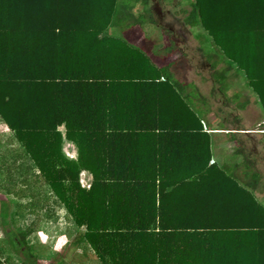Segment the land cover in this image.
Wrapping results in <instances>:
<instances>
[{"label": "trees", "instance_id": "1", "mask_svg": "<svg viewBox=\"0 0 264 264\" xmlns=\"http://www.w3.org/2000/svg\"><path fill=\"white\" fill-rule=\"evenodd\" d=\"M184 2L182 24L197 32L198 52L211 68L225 66L213 73L219 92L226 95L229 79L242 77L264 112V0ZM153 6L152 0H0V124L18 144L8 151L7 173L16 168L23 185L29 175L42 179L77 227L73 244L97 264H264V206L237 185L243 211L206 204L195 225H155L156 211L147 223L113 202V189L143 177L132 163L114 162L126 139L195 141L207 150L212 136L207 101L175 77L174 61L158 67L112 33L155 25ZM240 96L227 100L238 103ZM216 122L222 130L226 119ZM65 141L76 147L75 160L64 153ZM82 171L92 175L88 191L81 189ZM161 180L153 175L151 183ZM7 214L2 203L0 264H13L14 256L19 264H54L26 242L30 229L5 228Z\"/></svg>", "mask_w": 264, "mask_h": 264}, {"label": "rangeland", "instance_id": "2", "mask_svg": "<svg viewBox=\"0 0 264 264\" xmlns=\"http://www.w3.org/2000/svg\"><path fill=\"white\" fill-rule=\"evenodd\" d=\"M152 1L155 7L153 12L155 25L145 24L122 32L114 29L112 33L145 51L158 67L174 61L172 72L175 77L184 84L191 85L188 91L194 90L210 103V120L217 117L222 119L226 117L228 121H233L234 117L240 118L242 128L249 132L247 136L260 138L263 135L260 129L263 127L261 123L264 115L256 95L244 85L242 77L238 79L233 76L228 81L230 86L226 89V95L219 92L220 85L214 80L213 73L225 66L220 63L214 69L211 68V64H208L198 52L200 43L195 38L197 32L187 29L182 24L185 15L183 10L189 9L188 4L184 0ZM170 45H174L176 50L170 49L168 52L166 48ZM234 93L241 94L238 103L246 102L243 109L237 110L235 106L238 103L227 100L232 98ZM59 130L64 135V127H60ZM0 145L2 160H5V164L0 161V213H2V203L7 204L8 207V214L4 220L5 228H12L13 231L19 232L30 229L31 233L26 242L35 251L37 250V253H42L40 257L42 261L54 264L56 262H59L58 264H97L93 254L83 255L73 244L77 227L64 205L48 194L42 179L39 176L29 175L27 176L28 184L23 185L20 182L22 179L19 176L20 171L18 172L15 168L7 173L11 163L8 151L16 149L18 144L3 124H0ZM65 149L69 157L73 155L69 148L65 147ZM19 162L21 163L22 160L17 163ZM14 167L11 166V168ZM10 172L12 179L9 178ZM84 182L82 177V185ZM1 222L0 218V242L4 240ZM13 264H19V256H14Z\"/></svg>", "mask_w": 264, "mask_h": 264}, {"label": "crops", "instance_id": "3", "mask_svg": "<svg viewBox=\"0 0 264 264\" xmlns=\"http://www.w3.org/2000/svg\"><path fill=\"white\" fill-rule=\"evenodd\" d=\"M207 104V119L213 129L209 132L212 136L208 140L207 150H203L195 141L180 143L178 139L124 141L126 145H122L121 152L119 149L118 156H121L114 162L123 161L124 165L130 162L136 167L137 174L143 176L137 182L132 180L134 184L130 186L117 187L111 191L112 196L116 195L113 196L115 204L121 209L135 212L129 216L148 223L156 211L155 225L173 223L178 226L197 224L205 216L207 206L213 204L218 205L217 210L220 204H229L231 209L241 212L245 209V201L237 196L235 185L250 191L253 198L264 206V118L260 129L263 135L260 138L248 137L249 132L242 128L240 118L228 121L225 117L226 122L220 128L222 130H218L219 122L216 120L219 117L209 119L210 103L207 101ZM230 133H236L237 136L231 137ZM65 147L73 155L69 157ZM63 151L69 159H76L77 150L73 143L65 141ZM209 166L214 167L215 172ZM122 173L132 172L125 170ZM153 175L162 178L160 186L151 183ZM82 177L84 185L81 183ZM79 179L81 189L88 191L93 181L92 175L82 171Z\"/></svg>", "mask_w": 264, "mask_h": 264}]
</instances>
